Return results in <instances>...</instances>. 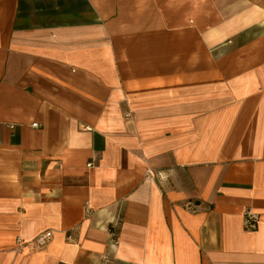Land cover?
I'll return each mask as SVG.
<instances>
[{"label":"crops","instance_id":"obj_1","mask_svg":"<svg viewBox=\"0 0 264 264\" xmlns=\"http://www.w3.org/2000/svg\"><path fill=\"white\" fill-rule=\"evenodd\" d=\"M0 264H264V0H0Z\"/></svg>","mask_w":264,"mask_h":264},{"label":"built area","instance_id":"obj_2","mask_svg":"<svg viewBox=\"0 0 264 264\" xmlns=\"http://www.w3.org/2000/svg\"><path fill=\"white\" fill-rule=\"evenodd\" d=\"M34 127H40L39 123H34ZM184 207L194 213L201 211L204 208L202 202L188 201L184 204ZM260 214L253 209H247L244 212V224L249 230H256L260 222ZM52 231L48 230L39 234L33 241V247L37 248L38 246L46 245L52 238ZM19 246L24 245V240H18Z\"/></svg>","mask_w":264,"mask_h":264}]
</instances>
